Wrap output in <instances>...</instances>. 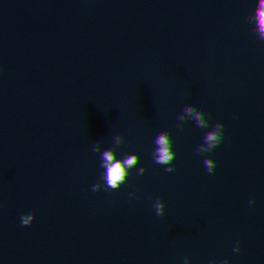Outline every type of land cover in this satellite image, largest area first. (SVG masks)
Wrapping results in <instances>:
<instances>
[{"label": "clouds", "instance_id": "1", "mask_svg": "<svg viewBox=\"0 0 264 264\" xmlns=\"http://www.w3.org/2000/svg\"><path fill=\"white\" fill-rule=\"evenodd\" d=\"M246 23L253 25L252 32L257 36L258 40L264 42V0H258V4L254 12L246 17ZM192 121L194 126L200 129H209V121L206 114L192 105H184L182 111L176 116V130H183V126L187 121ZM223 124L217 122L211 126L210 130L206 131L202 136V142L198 144L194 151L199 155L211 153L223 139ZM124 143V137L120 134L112 136V146L101 149L99 141H95L91 145V152L99 154V167L102 172L99 173L97 183H93L90 191H108L117 190L120 186L126 183L130 174V169L136 168V174L142 175L145 171L143 167H136L139 163V157L136 154L125 153L120 158H117L116 148ZM154 148L150 155L155 164L165 166V172H173L174 166L172 161L175 159L176 153L172 150L173 141L167 131H161L156 134L153 139ZM202 164L205 171L212 174L215 169V161L210 158H204ZM102 182V183H101ZM133 196L134 193H129ZM253 200H249L248 204H253ZM152 208L156 217H163L165 213V204L156 197L152 200ZM34 219L32 212L21 213L19 223L21 226H29ZM232 251L238 253L240 251L239 242L237 241ZM182 264H189V258L184 257ZM208 264H229L227 259L219 261L210 260Z\"/></svg>", "mask_w": 264, "mask_h": 264}]
</instances>
